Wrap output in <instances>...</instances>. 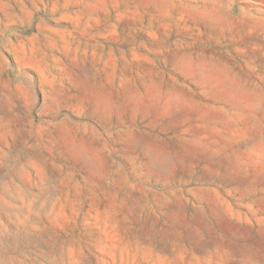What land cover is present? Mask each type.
<instances>
[{
	"label": "rangeland",
	"instance_id": "374dc122",
	"mask_svg": "<svg viewBox=\"0 0 264 264\" xmlns=\"http://www.w3.org/2000/svg\"><path fill=\"white\" fill-rule=\"evenodd\" d=\"M0 264H264V0H0Z\"/></svg>",
	"mask_w": 264,
	"mask_h": 264
}]
</instances>
